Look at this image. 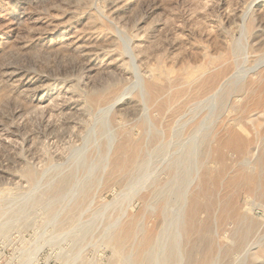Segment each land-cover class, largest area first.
I'll list each match as a JSON object with an SVG mask.
<instances>
[{
    "label": "rangeland",
    "instance_id": "374dc122",
    "mask_svg": "<svg viewBox=\"0 0 264 264\" xmlns=\"http://www.w3.org/2000/svg\"><path fill=\"white\" fill-rule=\"evenodd\" d=\"M68 174L0 264H264V0H0V226Z\"/></svg>",
    "mask_w": 264,
    "mask_h": 264
},
{
    "label": "bare ground",
    "instance_id": "6f19581e",
    "mask_svg": "<svg viewBox=\"0 0 264 264\" xmlns=\"http://www.w3.org/2000/svg\"><path fill=\"white\" fill-rule=\"evenodd\" d=\"M130 39V38H129ZM128 40V39H127ZM127 40H125L124 39V50H125V52L132 58V54L130 53V51H129V43L127 42ZM240 53V52H239ZM133 74H134V80L121 92V94H119L116 98H115V101H114V103L115 102H118V101H120V100H122L124 97H126V96H128V94L130 93V90H132L133 88H139V92H140V95L143 97V86H142V82H141V79H140V77H138V74L136 73V70H134L133 71ZM134 91V90H133ZM132 93V92H131ZM129 97V96H128ZM78 101V100H77ZM114 103H112V104H110V105H108V106H106V107H104L102 110H100L101 112H102V114H100L99 115V117H97L98 119V122L100 123V125L101 126H105L106 125V116H107V113L111 110V107H113L112 105H114ZM145 106V105H144ZM146 112V111H145ZM96 113V112H95ZM99 114V113H98ZM109 114V113H108ZM149 119V118H148ZM108 120H109V118H108ZM95 122V121H94ZM109 122V121H108ZM108 126V125H107ZM106 126V127H107ZM91 127H92V125H91ZM93 129L92 128H90V131H92ZM108 131H109V129H107ZM104 131V130H103ZM93 132V131H92ZM150 132V131H149ZM148 132V133H149ZM86 133V132H85ZM95 133V132H94ZM88 134H89V132H88ZM87 134V135H88ZM85 135V134H84ZM83 135V136H84ZM95 134H93V136H94ZM107 135V134H106ZM87 137V136H86ZM85 137V138H86ZM82 140H83V138H82ZM95 140V139H94ZM111 139H109V143H108V149H107V153H106V155H105V159L107 158V155H108V153L111 151ZM95 142V141H94ZM96 143V142H95ZM84 143H82V145H83ZM80 146L79 148H75L73 151H72V156L74 157V162H75V164H77V165H79V164H82L83 163V156H84V148L85 147H87V146ZM88 145V144H87ZM86 149V148H85ZM143 149V148H142ZM165 150H166V148H165ZM70 151V152H71ZM85 151H87V150H85ZM147 151V150H146ZM99 152V151H98ZM152 152V151H151ZM150 152V153H151ZM161 152V151H160ZM71 153H69V155H70ZM99 154V153H98ZM139 154V153H138ZM68 158V157H67ZM95 158V157H94ZM152 158V157H151ZM138 159V158H137ZM187 160V159H186ZM185 160V161H186ZM145 161V160H144ZM190 161H191V159H190ZM194 162V161H193ZM65 163H67V162H65ZM52 164V163H51ZM181 164V163H180ZM189 164V163H188ZM191 164V163H190ZM189 164V165H190ZM55 165V164H54ZM57 165H59V164H57ZM61 165H63V164H60V166ZM148 165H150L149 163H148V161L147 162H145V163H143V164H141V166L139 167V169L138 170H143V171H146V169H147V167H148ZM55 167V166H54ZM190 167V166H189ZM56 168V167H55ZM57 168H59V167H57ZM47 169V168H46ZM180 169V167L178 168V170ZM188 169H190V168H188ZM45 170V169H44ZM52 170V169H51ZM135 171V170H134ZM43 172V171H42ZM64 172V171H63ZM178 171H176V173H177ZM36 173V172H35ZM46 173L47 172H45V174L44 173H41V175L43 174V175H46ZM48 173H49V171H48ZM146 173H148V170H147V172ZM146 173L145 172H143V174L142 175H139L138 177H144V176H146ZM70 174V173H69ZM64 175L62 178H60L58 181H57V183H55V185L52 187V190H51V194H50V196L52 197V198H46V197H44L43 198V194H38L37 195V193L39 192V189H40V185H39V183H40V181H37V180H34L33 182H32V184H31V186H30V188L27 190V191H25V192H23V193H20L18 196H15L14 194H16V193H14L12 196H11V198L12 199H10L9 200V203L6 205L7 207H8V215L5 217V221H3L2 222V225L0 226V232L2 231V228H4V227H2L3 225H5V224H7V223H11V222H13V221H16V220H19V219H23L24 218V216H25V214H26V210L29 208V207H31V206H33L34 204H33V202L35 201V199H37L38 200V198H39V200H40V198H41V200H40V203L39 204H41L45 209H50L54 204H55V201L56 200H58V199H66V197L69 195V193H74L77 189H78V186H79V182H73L72 183V185H71V187H68L67 189H66V187H67V182H68V180H69V176L70 175ZM138 174V173H137ZM139 174H140V172H139ZM72 176V175H71ZM42 178H43V176H41ZM45 178V177H44ZM56 178V177H55ZM133 178V177H132ZM136 178V177H135ZM40 179V178H39ZM41 180V179H40ZM55 180V179H54ZM134 180V179H133ZM49 184V183H48ZM184 185V184H183ZM45 186V185H44ZM44 186H42V187H44ZM174 188V187H173ZM181 188V187H180ZM63 189H65V191H63ZM174 190V189H173ZM63 191V192H62ZM17 192V191H16ZM18 194V193H17ZM8 195V194H7ZM72 195V194H71ZM36 196H38V197H36ZM48 196V195H47ZM73 196V195H72ZM7 199H8V197H7ZM65 201V200H64ZM69 201V200H68ZM70 202H71V198H70ZM69 202V203H70ZM64 203V202H63ZM68 203V202H67ZM68 205V204H67ZM66 207H64L62 210L64 211V209H65ZM183 208V207H182ZM3 209V208H2ZM60 209V208H59ZM181 209V208H180ZM172 211V210H171ZM180 211V210H179ZM54 212H55V214H54ZM51 215H52V217L49 219V222L50 223H52L54 220H55V218H56V215H57V212L56 211H54ZM54 214V215H53ZM178 214H180V213H178ZM32 217V216H31ZM174 219H176V218H174ZM179 218L177 217V220H178ZM170 223V222H169ZM39 224V223H38ZM78 224V223H77ZM76 225V224H75ZM73 226V227H76V226ZM85 225V224H84ZM170 225V224H169ZM178 225V224H177ZM6 226V225H5ZM82 226V225H81ZM90 226V225H89ZM171 226V225H170ZM80 227V226H79ZM177 227V226H176ZM72 229V228H71ZM76 229V228H75ZM169 229V228H168ZM167 229V230H168ZM166 230V229H165ZM71 231V230H70ZM74 231V230H73ZM69 232V231H68ZM168 232V231H167ZM167 232H166V234H167ZM165 233V232H164ZM68 234V233H67ZM64 234H62V236H63ZM165 235V234H164ZM68 236H70V232H69V235ZM162 237H164V236H162ZM53 238H55V237H53ZM53 238H51V239H53ZM62 237H60V239H61ZM65 238V237H64ZM64 238H62V239H64ZM177 238V237H176ZM48 240H50V239H48ZM174 241H171L170 242V252H172V250H173V248H174V245H175V242L173 243ZM78 243V242H77ZM162 243V242H161ZM177 250V249H176ZM179 251V250H178ZM158 252V251H157ZM180 253V252H179ZM180 256V255H179ZM124 260V259H123ZM128 263V262H127ZM156 264V263H155Z\"/></svg>",
    "mask_w": 264,
    "mask_h": 264
}]
</instances>
